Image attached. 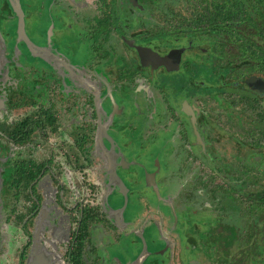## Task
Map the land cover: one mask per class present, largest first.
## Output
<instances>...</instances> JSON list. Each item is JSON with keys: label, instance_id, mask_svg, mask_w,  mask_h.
<instances>
[{"label": "flooded vegetation", "instance_id": "flooded-vegetation-1", "mask_svg": "<svg viewBox=\"0 0 264 264\" xmlns=\"http://www.w3.org/2000/svg\"><path fill=\"white\" fill-rule=\"evenodd\" d=\"M220 1L17 0L27 43L16 1L0 0V264L28 263L35 228L50 264H71L83 209V264L128 262L139 232L142 264L198 263L184 249L206 197L190 212L187 194L219 181L207 167L238 131L239 84L214 48Z\"/></svg>", "mask_w": 264, "mask_h": 264}, {"label": "trees", "instance_id": "trees-1", "mask_svg": "<svg viewBox=\"0 0 264 264\" xmlns=\"http://www.w3.org/2000/svg\"><path fill=\"white\" fill-rule=\"evenodd\" d=\"M215 13L222 34L214 48L225 80L239 84L232 103L248 123L234 130L235 144L212 164L214 172L207 167L219 181L207 182L206 215L193 217L188 235L194 253L210 264H264V0H221ZM92 213L82 211L71 264H83Z\"/></svg>", "mask_w": 264, "mask_h": 264}, {"label": "water", "instance_id": "water-1", "mask_svg": "<svg viewBox=\"0 0 264 264\" xmlns=\"http://www.w3.org/2000/svg\"><path fill=\"white\" fill-rule=\"evenodd\" d=\"M16 4L14 5V9L16 11L17 14V24H16V33L19 37H22L23 39L26 40V42L28 43L27 39L25 38V34H24V30H23V20H22V13L20 8L17 6V0H15ZM140 57H142L143 54L139 53ZM153 56H156V60L157 62H160L162 59H164V57H160L156 54H154ZM108 172L114 173L112 172L110 169H108ZM108 183H106V186H110V180H107ZM120 184V182H119ZM103 199L105 202H103L104 205H108V203L106 202L107 199V193L103 194ZM125 204V198L123 201V204L121 206V210L123 208ZM118 217L119 219L122 221V214L120 213V210H118ZM114 226H116L114 224ZM39 233H40V229L35 228L33 233H32V244L29 250V258H28V263L27 264H43L44 261H46L47 264H50L51 261H53V257L51 255L50 250H47L43 245H41L39 243ZM137 236L140 238V249L138 251V253L132 258L130 259L128 262L124 263V264H142L146 255L149 253V251L146 248V243L144 241V238L142 236V233L139 232L137 233ZM53 238V236L50 234V238ZM48 238V237H47ZM115 258L119 261V259L117 258V256H115ZM113 259V258H112Z\"/></svg>", "mask_w": 264, "mask_h": 264}, {"label": "rangeland", "instance_id": "rangeland-1", "mask_svg": "<svg viewBox=\"0 0 264 264\" xmlns=\"http://www.w3.org/2000/svg\"><path fill=\"white\" fill-rule=\"evenodd\" d=\"M36 17H38L37 15H36ZM36 22H34V20H32V19H28L27 21H28V23H27V29H28V31H29V33L31 32V33H34L33 32V30L36 28V26L38 25L39 26V22H38V19L36 18ZM71 44V43H70ZM22 60V62L25 64V61L23 60V59H20V61ZM252 87V86H251ZM249 88L248 87H246V86H244V88L242 87V91H244V92H247V91H249L248 90ZM251 90H255V91H258V90H260V87H252L251 88ZM262 91V90H261ZM253 93V92H252ZM262 103H263V105H264V99H262ZM234 109L235 110H238V108H237V106L236 107H234ZM237 116L239 117L238 118V124H237V130H241L242 129V126H244V125H246L248 122H247V120L248 119H243V117L240 115V114H237ZM0 126H1V124H0ZM212 154V153H211ZM220 156V155H219ZM218 156V157H219ZM194 157V156H193ZM218 157L216 158V160L218 159ZM170 177H172V175L170 176ZM178 178L177 177H173V178H171V186L173 185V187H176V185L178 184ZM193 181V180H192ZM199 179L198 180H196V181H193V183L197 186L198 184H199ZM207 179H206V184H207ZM210 181V180H209ZM173 183V184H172ZM202 183H204V181H202ZM206 187H205V189L204 190H201V191H198V190H195L194 191V188H192V191L191 192H189L188 194H187V196L190 198V199H192L193 201H191V202H189V204L190 205H188L187 206V208H189V210L190 209H193L195 212L198 210V208L199 207H195V206H193V205H196L197 206V204H194V196H199L200 194H201V198L202 199H204L205 197H206V195H208L207 194V192H209V191H205V190H207V185H205ZM214 188H211V190H213ZM210 190V189H209ZM205 192H206V195H205ZM211 194H214V193H212V192H210ZM171 195H174V194H172V193H170ZM216 194V193H215ZM175 201V203H176V200L175 199H173V202ZM185 202H187V199H186V201ZM205 203V202H204ZM199 206H200V204H199ZM207 206V205H206ZM206 206H204L205 208H207ZM176 209H179L180 210V207H177L176 206ZM200 209H202V207H200ZM181 211V210H180ZM190 212H191V210H190ZM195 212H193L192 213V216L191 217H193V215H194V213ZM206 214V213H205ZM180 247V246H179ZM175 250H177V247L175 248ZM184 251H185V253H187L188 255H190V259L191 260H198V263L197 264H210V262L207 260V259H203V258H201L200 256L198 257L194 252H195V248H189V249H184ZM182 254V252H180L179 250H178V255H181ZM201 258V259H200ZM174 264H177V263H174Z\"/></svg>", "mask_w": 264, "mask_h": 264}, {"label": "crops", "instance_id": "crops-1", "mask_svg": "<svg viewBox=\"0 0 264 264\" xmlns=\"http://www.w3.org/2000/svg\"><path fill=\"white\" fill-rule=\"evenodd\" d=\"M1 105H2V102H1V100H0V111L2 110V107H1ZM146 212L145 211H142V216L143 217H145L146 215H150V216H153L154 217V214L153 213H150V214H145ZM95 236V235H94ZM95 239L93 240V242H95L96 244L100 241V239H98V237L96 236V237H94ZM104 238L102 237V240H103Z\"/></svg>", "mask_w": 264, "mask_h": 264}]
</instances>
